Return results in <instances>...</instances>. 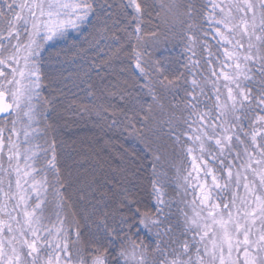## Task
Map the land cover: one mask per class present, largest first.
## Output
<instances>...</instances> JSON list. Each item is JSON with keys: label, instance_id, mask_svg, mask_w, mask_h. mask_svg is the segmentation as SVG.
Here are the masks:
<instances>
[{"label": "snow or ice", "instance_id": "snow-or-ice-1", "mask_svg": "<svg viewBox=\"0 0 264 264\" xmlns=\"http://www.w3.org/2000/svg\"><path fill=\"white\" fill-rule=\"evenodd\" d=\"M105 4L113 7L108 0ZM105 4L0 0V116L5 117L0 123V264H264V0H207L203 6L196 0H161L159 5L122 0L115 7L125 17L127 9L133 10L131 32L116 28L119 20L111 28L106 20L101 22L97 9L105 10ZM149 9L186 26L190 56L184 68L190 80L184 73L176 76L178 70L170 63L144 58L158 40L156 31L150 33L151 43L142 38L141 24ZM198 18L215 25L213 39L222 49L220 55L213 57ZM117 31L126 38L127 49ZM102 40L120 45L106 44L112 56L123 52L159 108H164L159 103L163 94L184 92L181 116L164 121L166 134L174 143L182 141L180 147L190 157V170L181 179L183 196L191 192L192 198L185 203L188 211L179 209V234L173 231L171 204L155 164L149 180L155 216L133 208L125 190L113 211L106 197L98 200L101 207L93 205L91 213L95 231L82 233L65 196L72 186L61 179L55 140L36 143L41 133L33 125L43 115L38 105L48 103L41 88L50 43L64 42L66 63L80 61L94 68L89 53ZM198 43L208 53L207 75L199 70ZM213 59L216 67L211 66ZM170 76L182 78L186 87L174 85ZM152 112L150 104L141 119L151 120ZM112 116V124L137 131L127 113L123 120L115 118V111ZM46 173L52 174L51 181Z\"/></svg>", "mask_w": 264, "mask_h": 264}, {"label": "trees", "instance_id": "trees-1", "mask_svg": "<svg viewBox=\"0 0 264 264\" xmlns=\"http://www.w3.org/2000/svg\"><path fill=\"white\" fill-rule=\"evenodd\" d=\"M95 2L105 4V0H95ZM121 2L122 0H108L113 7L108 8L105 4V10L97 9V11L102 18L101 22L106 20L110 28L113 21L119 20V24L115 27H127L131 32L132 25L135 24V21L131 20L133 10L127 9V17H125L115 7ZM149 2L159 5L161 0H149ZM163 2L168 3L169 0ZM196 3L203 6L207 0H196ZM157 10L149 9L151 14L146 13L141 24L144 41L152 42L153 38L150 35L152 31H156L158 36L155 45L147 49L150 56L144 58L170 63L173 69L178 70L176 76L184 73V76L190 80L192 77L184 68L190 56L183 35L187 30L186 26L182 27L174 17H166L163 11L158 17ZM105 12L112 13V16L108 17ZM196 22L206 32L208 31V24L202 19L198 18ZM115 34L121 36L124 40V48L127 49L128 43L123 34L119 31ZM72 36L75 38L77 34L73 32ZM205 40L214 57L218 44L208 35ZM106 44L115 48L120 47L116 41L102 40L99 47L89 53L90 60L96 61V66L89 68L88 64L80 61L75 64L65 62L67 57L61 51L65 46L64 42L50 43L45 53L47 61L42 66L41 95L48 103L45 105L40 102L43 115L39 142L43 145L45 140H55L56 163L61 179L66 185L70 182L72 186L65 196L70 198L71 212L75 213L80 230L85 234L95 231V225L91 223L93 205L97 208L101 207L97 201L106 197L110 206L108 210L113 211L123 199L125 190L129 194L128 199L133 208L139 207L141 212L146 211L147 215L155 216L153 207L155 198L149 182L152 165H156V171L164 181L166 195L167 191L171 193L174 191L177 187V178L186 174L189 165V157L185 156L180 147L182 141L174 143L166 134L167 125L164 124L170 116H181L179 109L184 103V92L181 90L175 96L171 93L163 94L159 103L164 105V108H159L143 89V79L138 73L134 75L133 70L128 67L129 62L123 52L119 57L112 56ZM197 51L200 59L199 70L207 75L208 65L205 64V60L209 58L207 50L201 51L198 43ZM212 62L215 63V60L213 59ZM84 71L88 72V76L84 75ZM170 79H173L174 85L180 86L181 89L186 87L182 78L176 79L170 76ZM89 84L92 86L91 95L88 94ZM108 92L111 94H107ZM121 92L123 98L120 96ZM150 104L153 107L152 119L142 120L141 117L146 114L147 106ZM101 105L107 109V112L101 109ZM113 111L118 120H123L124 113H127L128 117L133 118L137 131L134 132L131 127L125 128L120 123L112 124ZM136 111H139V116L134 115ZM176 123L173 120V124ZM154 153L159 156V161L154 160ZM46 174L51 181L52 174ZM177 206L178 208H172L176 210L175 214L170 211L173 216L171 221L173 231L179 234L176 226L183 218L179 212L182 208ZM52 207L49 205L50 209ZM64 211L69 213L68 208ZM124 211L130 215L127 213V208ZM48 214L50 215L51 212L49 211ZM81 217H89V219L85 220ZM155 231L156 229H152L153 234ZM141 235L145 237V243H149L148 233L142 231Z\"/></svg>", "mask_w": 264, "mask_h": 264}, {"label": "rangeland", "instance_id": "rangeland-1", "mask_svg": "<svg viewBox=\"0 0 264 264\" xmlns=\"http://www.w3.org/2000/svg\"><path fill=\"white\" fill-rule=\"evenodd\" d=\"M217 2H220V0H217ZM214 30H215V25L213 24L211 27H209V25H208V31H207V33H208V36L210 37V38H212L213 39V34H214ZM214 40V39H213ZM215 42H216V40H215ZM53 43V42H52ZM217 43V42H216ZM218 49H219V51H218ZM218 49L216 50V55H220L221 53H222V49L220 48V45H218ZM215 55V56H216ZM213 63V62H212ZM216 64H217V61H215V63H213L211 66L212 67H216ZM217 71H219V69L217 68ZM220 83H223V81H220ZM221 91L222 92H224V89L222 88L221 89ZM40 108H41V104L39 103V105H38ZM4 119H5V117H3V118H0V123H2L3 121H4ZM42 122V119H41V117H40V119H39V121H38V123L37 124H35V125H33V127H36V128H38L39 130H40V123ZM40 133H41V130H40ZM91 142H92V140H91ZM36 143H39V144H41L40 142H39V139L36 141ZM105 145H106V147H107V142H106V140H105ZM42 145V144H41ZM189 161H190V157H189ZM6 166V165H5ZM40 166L41 167H43V163L41 162V164H40ZM187 170H190L189 169V165H188V167H187ZM186 170V171H187ZM35 175V174H34ZM185 175V174H184ZM184 175H179V177L177 178V180H176V188L174 189V191H172V193L171 192H169V191H167V195L165 196V199H166V201H168V202H170V204H171V207H170V210L173 212V214H175L176 213V210L174 211L172 208H178V206L177 205H179V207H181L182 209H184L185 211H188V209H186L185 208V203L187 202V200H189V199H191L192 198V193L191 192H189V194H188V197L186 198V197H184L183 196V191H184V188H183V181H182V179H181V177L182 176H184ZM36 179L37 180H39V179H41V177L39 176V175H37L36 176ZM47 215H49L48 214V212L46 213Z\"/></svg>", "mask_w": 264, "mask_h": 264}, {"label": "water", "instance_id": "water-1", "mask_svg": "<svg viewBox=\"0 0 264 264\" xmlns=\"http://www.w3.org/2000/svg\"><path fill=\"white\" fill-rule=\"evenodd\" d=\"M0 118H3V116H0Z\"/></svg>", "mask_w": 264, "mask_h": 264}]
</instances>
